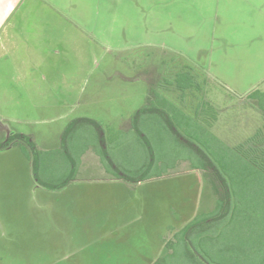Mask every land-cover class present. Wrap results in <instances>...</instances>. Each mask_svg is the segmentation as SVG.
Returning a JSON list of instances; mask_svg holds the SVG:
<instances>
[{"label":"rangeland","instance_id":"1","mask_svg":"<svg viewBox=\"0 0 264 264\" xmlns=\"http://www.w3.org/2000/svg\"><path fill=\"white\" fill-rule=\"evenodd\" d=\"M45 1L77 19L76 24H62L66 34L62 27L48 31L54 37L75 34L73 41L67 42L74 53L53 56L56 67L49 72L48 67L40 66L36 60L39 52L29 51L17 37L12 39L9 52L0 45V144L10 134L32 135L37 147L47 143L52 150V144L64 134L65 153L76 159L86 152L85 145L97 149L95 134L100 138L104 135L105 143L98 147L104 153L102 164L113 176L134 181L130 190L120 193L123 210L120 230L110 234L100 228L81 233L77 225L75 230L76 218L67 211L84 209L92 218L98 214V207L93 210L90 206L97 195L103 199V189L108 187L101 184L107 176L103 168L99 170L87 161L83 173L79 174L78 169L74 178L89 180L81 181L85 187L67 191L59 203L45 200L38 206L41 211L38 204L32 203L30 180L20 173L23 160L13 159V153L9 157L1 153L0 264H151L165 256L167 263L182 264L180 256L167 251L169 241L178 243L173 250L180 244L186 254L210 264L263 261L264 202L261 211L260 206L250 210L247 200H238L231 191L224 200L225 205H230V216L220 218L216 211L219 198L214 195L209 178L200 171L188 174L187 160L175 170L153 177V160L157 162L159 156L158 153L154 156L155 137L150 138L147 129L146 133L137 128L135 118L145 106L148 93L161 91L187 116H194L195 109L200 107V120L192 122L206 127L213 124L207 129L234 149L237 145L226 140L227 134L232 136L234 125L239 126L241 136L253 127L251 107L260 97L252 94L264 91V0ZM57 46L59 42L53 45ZM178 72H189L200 90L192 89L182 97L169 87L167 80H173ZM27 78L37 80V84L42 81L44 98L30 92ZM66 81H76L82 86L72 105H65L62 98L54 96L61 90L46 87L55 86L54 82L59 87ZM126 122H133L132 131L126 130L129 127ZM185 124L178 126L179 139L185 143L180 151L167 154L169 158H193L197 148L189 143L205 152L188 134L190 128H183ZM120 127L124 131L117 133L115 129ZM144 133L147 137H143ZM162 136L171 137L166 131ZM29 140L25 139L22 145L27 146ZM173 142L166 153L176 148ZM16 146L11 152L21 147ZM32 146L27 150L38 160L35 152L39 151L35 143ZM231 156L228 150L222 151V162L216 163L219 175L213 176L228 191L231 172L226 164L232 162ZM57 168L62 170L59 165ZM34 173L41 181L48 175L44 178L39 165ZM51 177L55 180L58 176ZM33 181L36 186H45L41 181ZM85 195L89 199L86 204ZM67 201L74 204L68 206ZM174 210L182 211L180 218H171ZM245 212L252 213L245 217L249 221L237 222V215L243 216ZM199 214L211 219L207 236L189 235L183 243L179 236L174 238ZM252 219L258 220L259 231H254L257 227ZM93 221L98 225V219ZM234 227H244L241 237L238 235L241 231L231 232ZM185 264L195 262L189 259Z\"/></svg>","mask_w":264,"mask_h":264},{"label":"crops","instance_id":"2","mask_svg":"<svg viewBox=\"0 0 264 264\" xmlns=\"http://www.w3.org/2000/svg\"><path fill=\"white\" fill-rule=\"evenodd\" d=\"M80 18V16H78ZM77 19L72 18L68 15H65L63 11L59 10V7H57L55 4H49L45 0H0V45L3 49H6L10 51L11 42L14 37H17L18 40H20L24 45L25 48H27L29 51H35L39 52V56L36 60L39 62L40 66H46L49 69V72H54L56 64L53 61L52 57L59 56H67L70 54V52L74 53V51H71L69 46L67 45V42H72L73 38L75 37V34L72 32V36H50L48 31L49 30H59L61 27V31L66 34L65 29L63 28L62 24H76ZM45 31V32H44ZM59 42V46L56 48L53 47V45ZM80 44V42H79ZM80 46V45H79ZM46 47V49H45ZM50 50L52 52H56L51 55ZM7 51V52H9ZM31 51V52H32ZM31 52L29 55H31ZM35 55V53H32ZM171 82L172 80L169 79ZM161 82V80H159ZM27 86L30 89V92L35 96H39L40 98H44L46 95L45 92L43 93L42 90L45 89L43 85L37 84V80H28L27 78ZM55 86L46 85L48 88H55L61 90L60 93H55L54 96H58L63 99V104L65 105H72L73 101H76L78 96V91L80 88H82L81 84L76 81H66L61 82L59 87L55 84ZM264 93V91H262ZM157 93V92H156ZM160 93L164 94V92ZM263 93H260L258 90L255 94H252V96L257 95L258 97H264ZM61 94V96H60ZM150 94V93H149ZM148 94V95H149ZM263 94V95H262ZM53 95V93H52ZM54 101V98H53ZM71 101V102H70ZM56 105V103H53ZM262 107V108H259ZM252 109L256 111H252L254 114V122L251 124H254L253 127L249 128V131L247 133H242L243 136L239 134L238 131L240 129L236 125L233 127L232 130V136L231 134H227L226 140L227 141H234L235 145H241L242 143L252 140L250 144L254 145H260L264 149V102H261L260 99L257 102L256 100L253 101V105L251 107ZM156 113L151 114L150 122L152 123V126H148L149 129L148 133L151 138L154 139L155 137V125H156ZM200 120V117L198 118ZM216 128L218 127V120L216 121ZM127 123V122H126ZM125 123V126L128 125L130 127V130H128L129 127L126 126V130L132 131L134 129L133 122L131 123ZM212 125H207V127H212ZM133 128V129H132ZM98 131V128H96ZM115 131L122 132L124 131V128H117ZM139 132V131H138ZM219 133V131H217ZM98 136V134H95ZM31 139V143H35V147H37L35 140H32V135H26ZM104 137V140L106 136ZM255 140H254V139ZM65 140V135L62 134L60 139H56L54 144H52V150L50 144L39 142L40 147H37L36 151H39L38 153L35 152V154L38 155V160L36 158H32L28 152L24 149V147H20L18 151L11 152L14 147H17L18 144H13L9 146L6 149L0 150V154L10 156L9 153H13L14 158L23 161L21 163L23 168L20 173L24 174L28 180L31 182L30 186V196L32 197V203L38 204L37 208L42 211V209L38 206H42V203L46 201H57V203L60 202L65 196V193L67 191L74 192L76 190H81V187L83 184L81 181H89V180H74L76 177V160L73 158H70V156L65 153L63 142ZM233 145V144H232ZM255 147V146H254ZM76 152V147H74ZM51 150V151H50ZM87 152V153H86ZM84 154H82L81 158L80 155L76 158L81 159V163L78 165L79 174H82L85 165L87 161L91 165H95L96 168L99 170L101 167L103 168V174L107 175L104 179L101 180L102 185L108 186L107 188L103 189V199H101V196L95 197L94 199V205H91L90 208L93 210L97 209L98 207V214L94 215L93 218L87 214L86 210L81 209L78 210H72L74 208L68 209L67 212H69V216H74L77 220L75 223V230H77L76 225L78 227V230H80L81 233L91 232L92 229H102L104 232H110L112 234L115 231H118L121 229L120 224L123 222L121 220V215L123 213L122 205H121V196L120 193L122 191L127 192L130 190L131 184H133V181L131 180H122V177L113 176L111 172H109L104 165L102 164V158L96 154V152L92 149L87 150ZM51 153V154H50ZM79 154V153H78ZM56 156V158H54ZM62 157L65 158L63 161ZM29 161H32L34 165H31ZM41 167V174L44 176L46 173L47 178L46 180H37L35 177V168L36 166ZM57 165H59L62 170L59 171L57 168ZM55 167V168H54ZM49 168H54L52 171H49ZM8 170V168H5ZM186 172L188 174L193 173L194 171L199 172V170H191L190 168ZM201 172V171H200ZM202 176L203 173L201 172ZM51 176H58L57 179H53ZM34 180L41 181L44 187L36 186L34 183ZM27 180V179H26ZM127 181V182H126ZM138 183H141L142 181L135 180ZM78 182V183H76ZM131 183V184H130ZM78 187V188H76ZM110 191V192H109ZM109 192V193H108ZM39 194V197L37 196ZM57 198V199H55ZM83 200L86 204L88 199V195L84 196ZM68 206H71L74 204V202L67 201ZM132 202L127 203L128 210L131 209ZM85 207V205H83ZM121 208V209H119ZM88 209V208H87ZM72 210V211H71ZM74 212V214H73ZM182 211L181 210H174L173 214L171 213V218H180ZM58 215V213H57ZM86 216H89V219H86ZM7 218V217H6ZM5 218V219H6ZM129 219H132V217H128ZM62 219V218H60ZM93 219H98V225L93 221ZM79 224V225H78ZM98 226V228H97ZM5 231V229H4ZM11 242V240H10ZM5 248L8 247V245L4 246ZM157 261V260H156ZM155 261V262H156ZM153 261L151 264H155Z\"/></svg>","mask_w":264,"mask_h":264},{"label":"trees","instance_id":"3","mask_svg":"<svg viewBox=\"0 0 264 264\" xmlns=\"http://www.w3.org/2000/svg\"><path fill=\"white\" fill-rule=\"evenodd\" d=\"M189 72H178L177 74L174 75V78L172 82L168 79L167 80V85L171 88H175L177 92L180 93V95L183 97L185 93L188 91H192V89H196V91H199L200 89L198 88V82L193 80L191 76L189 75ZM158 88L160 89V82L158 84ZM162 90V88H161ZM256 93V92H255ZM253 93V94H255ZM149 94V93H148ZM264 94V93H263ZM262 94V95H263ZM193 95V94H192ZM264 96V95H263ZM170 97V96H169ZM181 97V98H182ZM171 98V97H170ZM261 102H264V97L260 98ZM199 109L200 107H197L195 109V115L194 116H187L185 115L180 109H178L174 104H172L168 100V95H164L160 93V91L150 93L147 98H146V104L142 109H140L136 113V120L135 122L137 123V128L140 130H146L149 129L148 126H152V123L149 121L151 118V114H154L153 111H156V125H155V153H158V160L157 162L153 160V177H160L161 173L167 172V171H172L175 170L178 166L179 163H184L186 160L190 163V169L191 170H199L201 171L205 177L209 178L208 181L211 185L212 191L214 195L219 198L218 200V205H217V213L219 214V217H227L230 216L228 207L230 205L226 204L225 201L227 200V197H229V193L232 191L236 198L238 200H247V208L250 210H253L255 208L258 209L260 206V211L262 210V203L264 202V149L260 145H254L250 144L252 140L246 141L242 143L241 145H237L234 147V149L230 148L229 146L226 145V143H223L220 139H218L213 133H211L205 125L202 126L200 124H196L192 122V120L199 118ZM179 110V112L176 114V112ZM181 112V113H180ZM159 120V121H158ZM183 123L185 126L183 128L187 127L190 128L188 129V134L193 137L194 142L202 145L204 147V151L201 152V150L196 146L191 144L190 147L192 148H197V151L194 152L193 158L188 157V158H183L181 157H176L174 156L172 158H169L167 154L173 155L177 150H181L183 147V143L185 141H181L178 133V126ZM134 127V126H133ZM166 131L169 132L170 138L165 139L162 136V132ZM147 133V131H145ZM146 133L143 134V137H147ZM142 135L141 133H139ZM66 137V136H65ZM150 137V136H149ZM19 139L25 140L28 139L26 135H19ZM151 138V137H150ZM30 139V138H29ZM254 139V138H253ZM255 140V139H254ZM96 141H97V146L99 147L100 144H104V137H98L96 136ZM174 141V145H176V148H172L171 151L166 153L168 148L170 147L169 144ZM181 141V142H180ZM29 142V141H28ZM103 142V143H102ZM30 144V142H29ZM31 147H33V144H30ZM150 145V142L148 143ZM86 149L85 151L92 149L96 153L100 155L102 158V153L99 151V148H93L92 146L85 145ZM2 147L0 146V149ZM223 150H228L230 152L232 162L228 163L226 165H229L230 167V188L231 190L228 191L227 187L223 184H218L215 179L213 180L214 175H219V171L217 170V164H220L222 162V159L220 158L221 153ZM85 153V152H84ZM83 152L80 154V158L82 157L81 155L84 154ZM150 153V152H149ZM244 157V158H243ZM76 158V173L78 170V165L81 163V159ZM174 158V159H173ZM41 177L37 178V180H40ZM143 181V180H139ZM225 189L227 193L222 194L220 189ZM226 208V210H224ZM216 213V214H217ZM251 212H245L243 216L241 215L242 213H239V216L237 215V222L239 221L240 223L244 222L245 224L249 221L245 220V217L252 216L250 215ZM252 214V213H251ZM242 218H241V217ZM248 216V217H249ZM241 218V219H239ZM254 223V227H257L254 231H259V223L257 219H252ZM211 219L207 218V215L199 214L197 215L191 222L188 223L186 227H184L182 230H179L178 232L175 233L174 238L176 236H179V240L183 243L184 237H187L189 235H193L194 238H197L199 234H204V236H207L209 234V230L211 228ZM238 223V224H240ZM243 224V223H242ZM234 227L233 234L237 233V231H241L238 235L239 237L242 236L244 230V227L237 228ZM197 230V231H196ZM236 234V235H237ZM238 237V236H237ZM246 241H248L246 239ZM251 242V240H249ZM253 241V240H252ZM177 242H166V249L168 252H171L170 254H173L174 256H180L179 258L183 263L185 264L188 262L190 259L191 261L195 262V264H205L206 262L199 260V259H194L193 255L190 253L186 254L187 252L185 249L177 247L176 249L173 250V247H175ZM178 244V243H177ZM251 247V246H250ZM257 247V246H254ZM176 250V251H175ZM257 252H260L259 250ZM169 254V256H170ZM256 254V252H254ZM189 257V258H188ZM165 259H168L167 256L161 257L157 259L155 264H173L171 262L167 263ZM263 261L259 262V264H264V255L261 257ZM174 262V261H173ZM176 264V262H174ZM210 264V263H206ZM256 264V263H255Z\"/></svg>","mask_w":264,"mask_h":264},{"label":"flooded vegetation","instance_id":"4","mask_svg":"<svg viewBox=\"0 0 264 264\" xmlns=\"http://www.w3.org/2000/svg\"><path fill=\"white\" fill-rule=\"evenodd\" d=\"M19 135H22V134H18V135H12V134H10L8 136V138L6 139V141L4 143L0 144V146L2 147L0 150L6 149V148H8L9 146H11L13 144H19L22 147H24V149L26 150V152L29 153V151L27 149L31 148V145H30V144H32L31 143V139L29 140L30 141V144H28L27 146H23L22 144H23V141L24 140L19 139L18 138Z\"/></svg>","mask_w":264,"mask_h":264}]
</instances>
